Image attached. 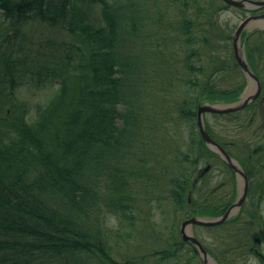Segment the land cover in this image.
Instances as JSON below:
<instances>
[{
    "label": "trees",
    "instance_id": "obj_1",
    "mask_svg": "<svg viewBox=\"0 0 264 264\" xmlns=\"http://www.w3.org/2000/svg\"><path fill=\"white\" fill-rule=\"evenodd\" d=\"M218 1L210 0V7L201 0H169L164 4L177 10L172 17L157 6L158 28L175 27L184 44L177 48L183 53L177 83L185 89L177 117L187 126L188 142L185 150L173 149L171 165L161 166L156 177L142 148L157 114L144 115L145 79L138 78L136 59H127V44L146 43L147 33L137 30L146 18L138 6L131 0H0L6 20L0 25L6 40L0 45V264H156L158 252L116 259L108 232H118L108 220L134 226L144 207L151 216L163 184L174 194L176 176L163 173H193L200 162L197 106L233 102L244 88V82L224 81L236 64L225 61L231 31L211 16L228 8ZM30 20L59 26L73 40L48 42L42 62L33 64L30 52H13L19 31L12 26ZM263 39L261 32L250 35L244 47L257 74L261 63L251 58L252 48ZM156 55L166 63L162 50ZM160 63L158 76L165 71ZM28 76L60 84L36 107L32 122L28 104L16 94ZM208 153L204 147L203 156Z\"/></svg>",
    "mask_w": 264,
    "mask_h": 264
},
{
    "label": "rangeland",
    "instance_id": "obj_2",
    "mask_svg": "<svg viewBox=\"0 0 264 264\" xmlns=\"http://www.w3.org/2000/svg\"><path fill=\"white\" fill-rule=\"evenodd\" d=\"M117 1L119 4L126 3V0ZM168 1L169 0H131V5L132 2H134L135 5L138 6V13H136L146 17L143 21L142 28L140 29L138 26L137 30L143 31L144 35L146 33L147 35L145 45L141 43L134 48L130 44H127L128 54L133 56L131 57L128 55L129 57L127 56V59H136L135 64L138 67V78L140 80L145 79L144 85H141V88L144 86V94L142 97L144 115L155 116V114H157L156 119H153L152 122L154 124H151L153 128L150 130L149 135L145 137L147 141L145 142L144 148H142L145 150L146 159H148L146 161L147 166L153 167L156 177L161 174L158 173L161 166H168L171 164L172 156L175 155L173 149L181 148L185 150V144L188 142L186 139L188 137L187 126L177 117L178 104L185 92V89H182V85L177 83L179 80L176 71L177 68L178 70L181 69V61L183 59V53L178 51L177 48L184 44H180L181 40L176 37L175 27L170 28V25L166 24L165 27L159 29L154 17L157 6L161 4L160 9L168 16L172 17L177 14V10L174 6H167V4H164ZM204 4H208L211 7L210 0H201V5L204 6ZM218 5H220L219 1L216 2V6ZM251 14L250 12L235 8H221V10L215 12V14L214 11H212L211 16H214V20L217 21L216 23L221 26V28H228V30L231 31V35H233L236 26ZM4 22H6V20L0 12V25ZM12 29L19 31L16 35L17 40L13 41L15 45L13 52L20 55H23L21 53L30 52L31 57L34 59L33 64L42 62L43 57L41 50L45 52L48 51V42L60 43L73 40V37L59 26L54 28L50 27L48 24H42L32 20L20 23V25L16 24L12 26ZM247 30H251V28ZM13 34L14 33L11 31L10 37H12ZM4 39L5 38L0 33V45L1 43H5L6 40L3 41ZM246 40L247 38L244 39L243 47H245ZM262 42H264V39L260 41L257 47L252 48L255 51L252 52L253 57L251 58H253L255 62L264 64V58L260 57L264 52V49H262L263 47H261ZM228 48L230 58L225 61L232 65V46L230 45ZM158 50L164 52L167 59L166 63L161 64L159 62L158 58L160 56L157 57L156 55ZM173 50L178 52L176 58L170 53ZM207 55L203 57L204 60L207 58ZM56 57L57 56H54V61ZM155 63H160L161 67L164 68L165 71L162 72V76L156 75L157 68ZM205 65L207 68L209 63ZM237 77V70L232 68V70L225 72L226 79H224V81L226 84L229 80L230 83L235 82ZM239 80L240 79H237V81ZM170 82L172 84H170ZM161 85L164 87V91L161 90ZM59 90L60 84L57 82L47 81L45 83H38L29 76L26 79H21V84L16 89V93L21 100L29 105L28 119L30 122L37 119L35 115L36 107L46 104L47 101L59 92ZM180 91L181 93H179ZM205 119L210 126L214 125V127H218L222 123V118L211 115H205ZM204 147V145L201 146L199 150L200 160L204 155L202 154ZM136 160L137 159L133 160L132 165L135 164ZM201 163V161L198 162L197 167L200 166ZM196 170L198 169L195 168L194 172ZM162 195L163 191L159 188L158 197L161 198V200L159 204L155 202L152 203L151 216L148 206H146V208L144 207V215H140L139 221H137L134 226H132V224H126L124 226L121 225L122 227L120 228L117 223V227H110V230L113 232L117 230V234L127 232V234L123 236L112 234L110 231L108 232V236L111 237L116 259L123 260L124 258L126 259L132 256L153 253L164 248L165 242L162 241V236H164L163 239H166V234H168V230L165 229L166 226L168 225V229L173 226L170 225L173 223V213L170 215L169 222L167 220L164 221V215L170 208V204L163 199Z\"/></svg>",
    "mask_w": 264,
    "mask_h": 264
},
{
    "label": "flooded vegetation",
    "instance_id": "obj_3",
    "mask_svg": "<svg viewBox=\"0 0 264 264\" xmlns=\"http://www.w3.org/2000/svg\"><path fill=\"white\" fill-rule=\"evenodd\" d=\"M249 28L246 32L263 29ZM251 87L246 83L242 95L250 93ZM225 118L229 119L225 130L210 133L229 156V163L219 157L224 162L219 164L218 154L210 149L211 154L200 160L207 161L208 172L176 173L174 194L164 196L174 208L176 227L171 252L166 235L161 264L169 259L173 264H264L263 92L252 105ZM191 218L218 224H186ZM192 240L200 243L206 256Z\"/></svg>",
    "mask_w": 264,
    "mask_h": 264
},
{
    "label": "water",
    "instance_id": "obj_4",
    "mask_svg": "<svg viewBox=\"0 0 264 264\" xmlns=\"http://www.w3.org/2000/svg\"><path fill=\"white\" fill-rule=\"evenodd\" d=\"M224 1V3L233 6L236 8H259V7H264V0H260V1H250V0H222ZM263 16L260 17H253V18H247L244 21H242L239 26H237V29L234 33L233 38V52H234V56L237 61V64L239 65L240 69H242V71H244V73L247 75L248 79L254 80L256 81V78L254 77V75L251 73V71L249 70L247 64H246V60L241 52V47H242V43L240 42V35L243 31V29L247 26H251V25H260L263 24L264 25V20H262ZM257 87L259 88V84L257 82ZM258 88L256 89V92L254 93V95L250 98V99H254L256 98V96L259 94V90ZM246 101H248L247 99H245V101L243 100L242 102H240L239 104H233L230 107L229 106H216V105H202L199 106L197 109V125L199 128V133L201 134V137L203 139V141L206 143L207 146L213 145L214 143L212 142V140L209 138L205 128H204V124L202 123V115L204 113H229V112H234L235 110H238L240 108H242L243 106L246 105ZM219 148V147H218ZM220 149V148H219Z\"/></svg>",
    "mask_w": 264,
    "mask_h": 264
},
{
    "label": "clouds",
    "instance_id": "obj_5",
    "mask_svg": "<svg viewBox=\"0 0 264 264\" xmlns=\"http://www.w3.org/2000/svg\"><path fill=\"white\" fill-rule=\"evenodd\" d=\"M107 226L112 227V228H115V227L118 226L117 225V220H116V218L114 216L109 217Z\"/></svg>",
    "mask_w": 264,
    "mask_h": 264
}]
</instances>
